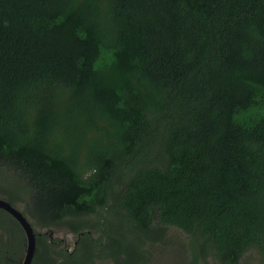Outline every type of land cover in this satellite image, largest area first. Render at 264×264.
<instances>
[{
    "label": "trees",
    "instance_id": "1",
    "mask_svg": "<svg viewBox=\"0 0 264 264\" xmlns=\"http://www.w3.org/2000/svg\"><path fill=\"white\" fill-rule=\"evenodd\" d=\"M0 198L31 264H264V0H0Z\"/></svg>",
    "mask_w": 264,
    "mask_h": 264
},
{
    "label": "water",
    "instance_id": "2",
    "mask_svg": "<svg viewBox=\"0 0 264 264\" xmlns=\"http://www.w3.org/2000/svg\"><path fill=\"white\" fill-rule=\"evenodd\" d=\"M0 209L12 216L22 228L26 239V248L21 264H31L35 251V233L33 228L21 211L15 206H11L5 199L0 198Z\"/></svg>",
    "mask_w": 264,
    "mask_h": 264
},
{
    "label": "rangeland",
    "instance_id": "3",
    "mask_svg": "<svg viewBox=\"0 0 264 264\" xmlns=\"http://www.w3.org/2000/svg\"><path fill=\"white\" fill-rule=\"evenodd\" d=\"M16 208L22 211V206L17 205ZM36 230L39 231V229H37V228H36ZM54 236L56 238H58L59 240H61V243L64 246H68V249H71L72 246L74 245V236L72 234L68 233L66 230H58ZM179 239L186 240V237L184 238L181 235V236H179ZM167 257L169 258L167 261L168 263H172V262H174V260H176L173 257L167 256V255H164V258L163 257L162 258L165 259ZM155 258H156V260L154 259L155 262L153 264H159V262L157 261L158 256L155 255ZM98 264H101V263H98ZM103 264H109V263H103Z\"/></svg>",
    "mask_w": 264,
    "mask_h": 264
}]
</instances>
